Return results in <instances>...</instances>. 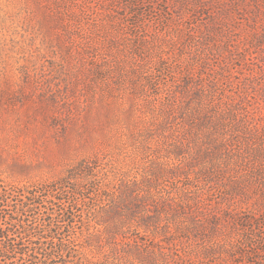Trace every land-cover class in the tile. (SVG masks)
Returning a JSON list of instances; mask_svg holds the SVG:
<instances>
[{"label":"rangeland","instance_id":"374dc122","mask_svg":"<svg viewBox=\"0 0 264 264\" xmlns=\"http://www.w3.org/2000/svg\"><path fill=\"white\" fill-rule=\"evenodd\" d=\"M187 75L217 78V94L239 106L228 138L242 158L222 173L225 154L211 153L219 138L210 143L202 125L196 149L173 110L195 102L176 93ZM153 160L158 174L188 173L204 207L201 218L158 219V231L177 238L161 254L159 234L158 264H264V0H0V183L28 190L98 163L103 194L83 177L79 196H59L78 200L76 219L56 223L64 264H149L136 233L112 226ZM159 180L161 206L169 195ZM53 202L39 209L48 226L63 216ZM125 208L139 217L134 201ZM139 210L152 216L154 207Z\"/></svg>","mask_w":264,"mask_h":264},{"label":"trees","instance_id":"16d2710c","mask_svg":"<svg viewBox=\"0 0 264 264\" xmlns=\"http://www.w3.org/2000/svg\"><path fill=\"white\" fill-rule=\"evenodd\" d=\"M204 80H207V78L203 75L197 77L195 75L184 76L183 81H180L178 84L181 90L176 93L190 98L193 97L195 102L186 109H183V111L178 106L173 110L174 112L176 110L179 114L182 112L181 115L183 118H179L181 120L180 125L183 127L189 126L190 132L193 133L192 143L196 149L200 147L199 141L203 142L202 125H204L203 128L207 129L206 135L210 143H216V140H213L214 137L219 138L218 152L215 150V152L211 153L215 156L213 160L216 161L221 159L220 156L223 153L225 154V164L222 166L220 172L222 173L225 168L231 165L232 160L235 159L238 161L242 158L241 155H237L235 151L230 149L234 147L237 141L235 144H232L234 139L230 140L228 138V127L230 126L232 131L234 129L235 118H239L238 114L235 112V108L239 106H236V102L228 100L226 95L217 94L220 80L215 78L207 85L204 83ZM224 97L227 100H225ZM238 111L240 112L239 108ZM196 119L198 120V124L192 126L190 122ZM176 144L177 143L171 145L174 151L178 148ZM209 151H211V149ZM247 154H249V152H247ZM249 158L252 157L249 156ZM152 162L154 163V167L152 168L151 174L148 175V181L141 182L138 187L134 185L131 195L128 198L129 200L124 199L123 195L126 196L127 193H123L121 203L124 204L123 214L125 215L119 214L122 220L118 222V225L112 227L117 226L121 234H128L132 229L138 238L136 247L138 250H145L146 252L145 260L149 264H158V254L156 251H158L159 234L162 235V240H160L159 245L161 254H165V251L168 250L166 247L167 243H173L177 240V238L170 236V234L164 235L163 231H158V223L160 222L158 219L168 218V223H170V221H173V216L190 212L193 216L201 218L204 217V207L198 200L199 193H195L194 190L195 188L199 191L200 188L196 183L194 184V179H191L188 173H184L180 178L177 177V167L169 168V172L163 166V170L169 172L168 175L165 176L160 174L161 172L158 174V164L155 163L154 160ZM97 166V162L91 163L90 161H82L69 171L66 178H62L54 183L33 187L28 190L26 188L20 189L0 183V264H64L63 255L69 247L68 244H64L66 240L60 237L61 233H59L58 230L61 229L58 224L64 222L72 223V220L76 219L78 200L77 198L73 200L71 198L60 199L59 196L65 193H73L74 197L79 196L80 193L75 192L73 186L75 181L83 177H87L91 180L92 190L98 192V194H103L104 192L101 191V185L97 187L95 184L96 181H93V178L97 175ZM244 166L249 168L247 165ZM214 173H216V170L210 169L208 173L205 172L204 174L205 176H211ZM159 175L161 177H166V182L161 185V188H163L162 191L164 193L169 195V202L161 206L158 205L157 198L158 187H160L158 182L161 178ZM168 178L173 181L172 184H170V181H167ZM173 178H175V180H173ZM201 178H203V176L198 175V178H195V180L199 182ZM180 190H183V192L177 194V191ZM171 195H183L186 201L182 200L181 197L175 198L178 200V203L177 205H173L170 199ZM53 200L59 201L60 206L58 207L60 208V212H63V216L60 213L58 216L60 217L59 221L55 219V221L49 223L48 226L45 225L44 222H41L42 217L39 209L45 208L46 203L53 204ZM133 201L138 210L137 214L140 213L139 217L136 216V218L130 216L132 209L125 208V205L132 204ZM109 205L112 206V204ZM147 205H152L154 207L152 216L148 214L150 213L149 211L146 212L142 210V212H139V209H144ZM27 213H33V216L29 217ZM141 213H143V215ZM206 219L208 221L211 219L214 221L215 216H207ZM51 225L55 228L49 229V235L46 229ZM109 228L110 227H108V230ZM142 233L150 236V241L141 238ZM167 236L170 238L167 239ZM250 240L254 242L252 238H250ZM69 244L72 243L69 242Z\"/></svg>","mask_w":264,"mask_h":264}]
</instances>
